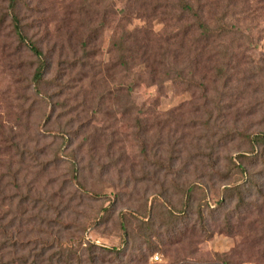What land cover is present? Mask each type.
Segmentation results:
<instances>
[{"label":"rangeland","instance_id":"rangeland-1","mask_svg":"<svg viewBox=\"0 0 264 264\" xmlns=\"http://www.w3.org/2000/svg\"><path fill=\"white\" fill-rule=\"evenodd\" d=\"M19 1L24 31L39 42L50 67L37 93L32 80L38 61L18 43L7 3L0 0V150L5 145L1 139L11 136L15 152L24 153L22 177L37 180L36 199H50L43 207L39 203V214L51 223H28L21 231L8 227L7 239L6 220H0L4 262L23 264L21 255L30 248L37 252L33 247L38 243L15 252L14 241L19 245L55 236L59 240L51 252L64 248L77 258H87L90 250L110 257L106 250L112 248L127 256L136 253L134 215L147 220L153 206L157 226L161 205L181 208L193 188L198 200L192 210H202L213 233L194 246L192 255L184 242L172 246L178 247L179 257L162 251L153 237L160 249H142L148 254L146 264H181L184 259L186 264H264V191L258 193L247 180L250 175L253 182L264 184V152L247 140V135L264 134V32L252 30L258 47L242 52L248 64L230 70L241 74L235 77L243 85L205 83L209 101H220L222 109L202 112V87L162 74L176 66H156L154 73L145 74L134 65L123 71L118 64L117 45L127 31L147 27L161 36L175 31L170 27L174 22L166 26L138 15L142 0ZM234 86L231 100L227 97ZM241 154L247 155L241 159L247 175L231 163L239 164ZM8 181L14 182L9 176ZM77 182L100 197L85 195ZM237 185L244 191L242 200L233 192ZM14 194L24 195L25 190L0 187V214L8 209L6 198ZM120 212L127 216L121 218ZM190 217L196 219V214ZM58 224L70 227L58 231ZM168 228L173 230L172 225ZM154 255L160 260L154 261Z\"/></svg>","mask_w":264,"mask_h":264},{"label":"trees","instance_id":"trees-1","mask_svg":"<svg viewBox=\"0 0 264 264\" xmlns=\"http://www.w3.org/2000/svg\"><path fill=\"white\" fill-rule=\"evenodd\" d=\"M3 1L7 3L6 10L11 31L15 34L18 43L24 45L31 56L38 61L32 81L37 87V93H40V87L50 63L46 60L39 42L30 39L24 31L18 10L20 1ZM137 1L135 0V2ZM138 7L140 9L138 15H142L147 20L159 19L166 26L174 22L175 24L170 27H174L175 31L165 36H161L160 33H155L147 27L127 31L117 45L121 51L118 64L122 67V70L124 71L134 65V70L139 69L145 74H152L154 73L152 70L156 66L167 68L169 67L168 64H172L176 68H173L172 71L164 70L162 74L168 72L167 76L174 74L175 79L186 85L202 87L204 91L203 103L201 104L202 112L203 110L206 112L211 110L220 111L222 109L220 101H209L208 92L206 93L209 88L205 86V83L213 84L215 87L221 81L223 88L231 86V83H235L237 88L243 85L244 81L235 77L241 74L230 72V70L248 64L249 62L246 61L242 52L251 51L252 48L258 47L259 39L252 37V30L257 31V33L264 32V0H142ZM129 42L131 47H127ZM81 57H85V55ZM79 62L80 65H83L81 60ZM181 65L183 67L177 69ZM235 86L229 88L230 93L227 98L231 100L235 97L234 92L231 91L236 88ZM236 122L237 119L234 118L233 124ZM138 127L140 132L144 134L145 130L141 126ZM247 140L252 148L258 146L264 152V134L247 135ZM1 141L5 142V145L4 149L0 150V155L4 154L7 158L5 160L0 159V187L5 191L10 186L18 191L25 190L24 195L14 194L8 196L6 198L9 201L7 203L8 209L4 214H0V220H6L3 231L6 233L7 239H10L8 238V227L16 226L17 231H21L23 225L28 223H47L48 226L51 222H48V218L39 214L41 207L39 203L43 207V205L49 204L50 199L47 197L36 199L33 196V193L39 190V185L36 182L37 180H27L26 176L22 177L24 153L15 152L16 149L12 145L11 136L8 140L2 138ZM246 156L245 154L239 156V164H235L232 159L231 163L240 172L247 175L248 171L241 164V159H247ZM14 157L17 160L10 162L9 159ZM8 176L9 179L14 181L13 183L8 181ZM226 176H220V178ZM247 180L258 193H263L264 184L253 182L250 175H248ZM77 183L84 189L81 182ZM196 188L198 189V187ZM230 190H233V188ZM84 191L89 193L84 192L85 195L90 197H100L99 193L95 191L86 189ZM233 192L238 194L241 200L242 196L244 197V191L238 185L234 187ZM15 198L17 200H14ZM195 199L198 200L194 196V189L192 188L187 192L181 208L177 209L170 204L167 209L164 205H161L163 209L158 211L156 215L161 220L157 226L153 221L155 217L153 206L150 208L147 220H140L134 215L138 225L133 248L137 252L128 256L126 252H122L123 250L120 251L114 248L106 250L108 255H111L110 257L105 255L96 256L90 250L85 259L77 258L72 252L65 254L64 248L59 249L60 252H51L57 246L55 244L59 240L57 236H55V240L46 238L28 239L26 242L22 241L19 245L14 241L11 245L15 247V252H17L18 250L23 251L22 249L31 244L38 243L37 246L33 247V249L36 248L37 252L32 253L33 250L30 248L27 253H24L25 255H21L23 256V264H82L84 261L88 264H146L148 254L144 253L142 249L145 247L148 253L160 249L154 243L153 237L159 239V243L163 247L162 251H173L175 256L179 257L178 247L172 249V246L184 242L190 249L189 254L192 255L197 252L194 246L196 247L213 233L210 226H208V222L204 219L202 210L200 208H197L195 212L192 210ZM167 201L170 202L169 197ZM193 214H196V219L190 217ZM7 216H10L11 219L8 220ZM119 216L125 218L127 213L120 212ZM164 217L167 220L164 221ZM180 217L183 218V221L182 226L178 228L177 223ZM68 225L58 226V231L68 230V227H70ZM170 225H172L173 230L168 228ZM122 226L125 235L124 244L128 247L130 240L127 227L123 224ZM216 256L220 257V255ZM186 263V259H184L181 264ZM0 264H10V262H4V254H0Z\"/></svg>","mask_w":264,"mask_h":264},{"label":"built area","instance_id":"built-area-1","mask_svg":"<svg viewBox=\"0 0 264 264\" xmlns=\"http://www.w3.org/2000/svg\"><path fill=\"white\" fill-rule=\"evenodd\" d=\"M152 259H154V261L160 260V258H159L158 255H154V256H152Z\"/></svg>","mask_w":264,"mask_h":264}]
</instances>
